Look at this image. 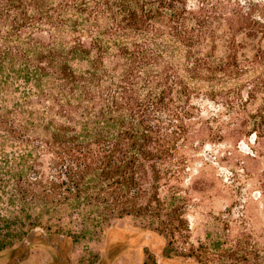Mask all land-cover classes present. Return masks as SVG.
<instances>
[{"label":"trees","instance_id":"1","mask_svg":"<svg viewBox=\"0 0 264 264\" xmlns=\"http://www.w3.org/2000/svg\"><path fill=\"white\" fill-rule=\"evenodd\" d=\"M226 124L264 126V0H0V190L34 229L179 240L189 155Z\"/></svg>","mask_w":264,"mask_h":264},{"label":"rangeland","instance_id":"2","mask_svg":"<svg viewBox=\"0 0 264 264\" xmlns=\"http://www.w3.org/2000/svg\"><path fill=\"white\" fill-rule=\"evenodd\" d=\"M202 107L204 117L213 112ZM221 129L227 135L200 143L181 175L179 240L135 216L111 219L92 237L78 234L75 217L60 222L67 234L34 229L0 190V264H264V126L240 137L230 124Z\"/></svg>","mask_w":264,"mask_h":264}]
</instances>
